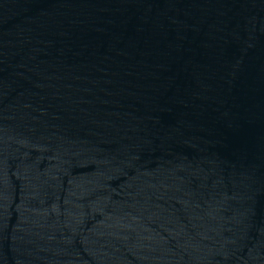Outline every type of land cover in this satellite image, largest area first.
<instances>
[{"label": "water", "instance_id": "95a60500", "mask_svg": "<svg viewBox=\"0 0 264 264\" xmlns=\"http://www.w3.org/2000/svg\"><path fill=\"white\" fill-rule=\"evenodd\" d=\"M0 264H264V0H0Z\"/></svg>", "mask_w": 264, "mask_h": 264}]
</instances>
